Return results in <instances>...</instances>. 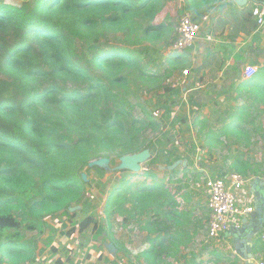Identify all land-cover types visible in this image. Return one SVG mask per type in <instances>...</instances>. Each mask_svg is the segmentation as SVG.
<instances>
[{
  "label": "trees",
  "instance_id": "trees-1",
  "mask_svg": "<svg viewBox=\"0 0 264 264\" xmlns=\"http://www.w3.org/2000/svg\"><path fill=\"white\" fill-rule=\"evenodd\" d=\"M221 1L185 0L183 11L197 21ZM166 2L0 0V263H35L38 239L57 215L70 216L75 223L71 234L97 229L94 216L77 220L84 210L71 211L86 198L90 180L83 174L92 161L110 158L111 166H117L121 157L149 149L156 155L142 171L156 177L150 168L161 163L157 147L168 126L142 105V116L136 117L133 96L143 90L180 93L168 83L173 69L181 67L176 54L166 53L176 39L173 25L156 23ZM256 84L248 81L242 87L264 100V86ZM256 105L238 110L220 130L217 123L196 118L207 151L230 134L243 136ZM172 156L165 166L187 159V166L180 167L187 172L189 158ZM177 169L164 172L167 183ZM227 171L264 176L259 167L239 158ZM167 183L120 179L103 211L108 231L114 217L144 231L180 216ZM27 233L35 234L28 239ZM108 235L118 251H126L110 231ZM140 255L145 258L147 253Z\"/></svg>",
  "mask_w": 264,
  "mask_h": 264
},
{
  "label": "crops",
  "instance_id": "crops-1",
  "mask_svg": "<svg viewBox=\"0 0 264 264\" xmlns=\"http://www.w3.org/2000/svg\"><path fill=\"white\" fill-rule=\"evenodd\" d=\"M257 5H264V0H251L246 7H239L233 0H222L214 8L202 13L199 19L201 31L194 44L188 48L190 50L189 53L187 56L183 55V57L176 54L178 57L176 63L181 66L180 72L182 70L188 71L191 75L184 77L181 73L178 74L177 78H173L179 80L178 87H180L184 97H189L188 101L193 105L192 107L199 105L204 107L207 105L209 107V105L213 104V98H216V94L224 93V95L227 94L223 98L226 104H230L233 101L237 105L229 108L228 111L231 118L228 121L236 115L238 110L249 107L252 103L257 104V109H261V112L264 111V100L251 96L248 88L242 87L248 81H255L258 83L256 85L263 84L264 86V25L259 26L253 14L252 16L250 14ZM175 52L171 47L166 51L167 54L174 55ZM246 66H253L257 69V73L251 79H246L244 76ZM196 81L206 84V91H197V88H194ZM205 98L208 100H205ZM183 100L185 101L186 99L183 98ZM210 111V116L201 117L200 119L214 120V125L221 119L222 121L226 120L221 118V113L216 109ZM222 114L225 117V112H222ZM166 130H169V127H166ZM193 147H186L185 150H182L181 146L179 149L182 153L185 152V156H188V152L193 151ZM196 150L199 151L200 148ZM179 155L183 156V154ZM216 167L214 172H209L210 174L206 171L209 169H204L207 167L203 163H200L198 170L189 166L188 171L184 172L181 168L178 174L175 173L172 176L174 178H172L171 182H164L167 183V188L175 197L178 204L177 211L180 216H175L173 221L164 219L159 228L151 227L149 230L148 227L141 231L146 236L148 245L139 251L131 250V254L136 257L133 259L136 261H134L135 264H235L237 260L238 264H246L248 258L242 253V245H240V253L235 250L234 230L224 234L221 239H217L218 241L210 239L207 235L210 212L205 194L204 179H206V176L212 175V178H216L223 175L224 172H226L225 175L228 173L227 167H223L222 172L215 173L216 170H221V166ZM211 168L214 169V166ZM202 170L207 174L203 175ZM191 174H195L194 178L190 176ZM179 176L180 178L185 176V179H178ZM253 178L264 180L262 175ZM201 179L203 184L199 182ZM185 180L187 181L185 182ZM191 181L194 185L190 189L182 190L185 193V200L182 199V193L174 194L172 186L179 187ZM160 183L163 182L160 181ZM250 183L239 193V203L243 207L252 206L255 211V198L251 193ZM262 189L264 188L259 189V191L261 192ZM252 214L246 217L250 222L247 226L249 230L259 224L264 218L263 214V217H256L252 220ZM162 223H165V229H162ZM98 229L93 230L91 228V232L94 233ZM101 229L106 232L107 236L106 228ZM88 230L83 233L77 231L73 234L69 233L55 242L53 239L56 234H53L52 230L48 229L43 236L39 237V239L44 238V244H41L42 240L40 239L39 241L38 239L37 261L33 264H45L43 263L44 261L46 264H87L89 261H93L94 256L73 258L74 260L64 257V253L68 252V249L77 248V243L89 233L91 234ZM262 230L252 237L250 247H247L253 264H256L260 259H264V240L261 238ZM151 231L154 232L152 233ZM178 235L186 237L187 240L183 242L170 240L171 236L175 237ZM91 236L93 237V235ZM70 237L78 239L72 246H69L70 243L67 242ZM96 245L97 247L99 246L98 243ZM195 245L197 249L191 250L190 246L195 247ZM79 247L81 252L83 245ZM102 249L96 256L98 259L106 257V251L104 252ZM114 249L116 248L114 247ZM55 251L57 252L53 253ZM144 251H146L147 255L145 258H141L142 255L140 254ZM76 252L79 251L71 253ZM50 256L53 259L52 263L50 262ZM109 258L113 259L112 256H109ZM102 264H105L104 259Z\"/></svg>",
  "mask_w": 264,
  "mask_h": 264
},
{
  "label": "rangeland",
  "instance_id": "rangeland-1",
  "mask_svg": "<svg viewBox=\"0 0 264 264\" xmlns=\"http://www.w3.org/2000/svg\"><path fill=\"white\" fill-rule=\"evenodd\" d=\"M5 1L7 3L20 2V0H5ZM184 8H185V0H167L162 13H160L156 19V23L160 24L165 22L173 25L175 38H176V27L180 19L186 13H188L186 11H183ZM189 51L190 50L186 49L181 52H175V54H179V56L183 57V55L187 56ZM167 68L169 70L171 66L168 64ZM180 69H181L180 67L173 69L172 72L174 73V75L172 78L175 77L177 78L178 74L182 73L183 70L180 72ZM195 83L196 84L194 88H197V91L198 90L206 91L207 89L206 84L198 83L197 81ZM176 89L178 90L177 91L178 93L180 90L178 96H173L161 90L154 92H146L148 90H143V89H142L143 90L142 93H138L133 96L134 102L136 104L134 110V115L136 117L139 118L142 116V109L140 107V105H142L146 107L150 112H156V111L161 112L162 114L160 117H158V119H161V121L167 124V126L169 127V130L165 133L162 142H160V144L157 147V149L160 150L158 160L159 163L160 162L161 163L160 164L156 163L155 167L150 168V170L155 172L156 177L151 178L146 176L147 172L145 170L139 173L140 175L139 174L133 175V173L131 172L118 173L116 172V170H114L115 166H111V169H109L110 172H105V171L103 172L102 170L105 169H100V168H99L100 170L97 168L87 169L84 173L87 174V177L90 180V182L87 187L88 189L86 193V198L82 202L83 204L77 206L84 210V212L81 213V215L77 218V220H79L81 217L83 218L87 215H92L98 221L99 229L97 228L98 230L92 233L90 228L88 231H90L91 234L89 233V235H86L84 238H82L81 241L77 243L78 246L77 248H72L73 250L68 249V252L64 253V257H68V259L74 260L73 258H78V257L88 258L94 256L93 261L91 262L89 261V263L87 264H102L103 259L105 260V264H135L134 263L135 260L133 259H135L136 257H134L135 255L131 254V250L139 251L144 246L148 245L146 236L144 235V233H141L140 225L136 223H132L129 226H125L123 225L120 218L114 217L112 220V226L109 231L112 234V236L119 242V244L125 248L126 251L118 252L116 249H114L113 245H111L110 242V236L108 235L109 231L103 215L106 200L109 196L110 191L114 189L115 184L119 182L120 179L123 178L131 181L134 184L135 183L152 184L154 182L158 183L160 181H162L163 183L166 182L168 176H166L164 172L159 171L158 168L156 167L157 165L165 166L164 163H166V161L170 159H173L174 156L172 155L174 154H183L185 156V152L182 153V151H180L179 149V147L181 146H182V150H185L186 147L194 146L192 148L193 151H189L187 154L188 156L186 158H189L190 160L189 166H192V168H194L195 170H198V167H200V163H203L205 167H207L204 169H209L206 170L207 173L209 172L212 173L217 168L216 166H221V170L223 169V167L230 168L234 158H239L250 161L253 165L259 167V169L262 172H264V111L261 112V109L259 108L257 109V107H254L253 110H251V116L249 118V121L247 122V125L244 128L243 131L244 135L237 137L234 134H230L229 136L223 137L221 139V143L218 146H216L211 151V153H209L206 151L207 149L204 146V141L202 140L203 138L200 137L201 132H199V129H201V127L195 125L194 120L196 118L200 119L201 117H208L211 115L210 110L216 109L218 112L221 113L222 116L221 118H223V120L226 119L224 121H222V119L219 120L221 121V123H219V121L216 122L219 125L217 129L220 130L223 128V124H224L223 122L226 123L229 122L228 120L231 118V115L228 110L236 103L232 101L230 104L228 103L226 104L223 98H225L227 94L224 95V93H221L219 95L216 94V98H213V104L209 105V107L207 105L205 107L200 105L192 107L193 105H191L190 102L188 101L189 97L187 96L184 97V94H182L180 87H177ZM182 97L186 100L182 101L183 99ZM171 100L172 101L174 100L175 103L174 105L168 107L167 105L170 103ZM205 100L208 99L205 98ZM222 112H225L224 115L225 117H223ZM213 122L214 120L210 121V124H213ZM168 134H170V137L166 136ZM178 142L179 144H177ZM197 148H200V150L199 151L196 150ZM115 164L116 165L118 164V160H116ZM212 166H214V169L211 168ZM180 170L181 168L178 167L177 174L180 172ZM221 170L219 171L216 170L215 173L222 172ZM201 172L203 173V175L207 174L204 173L203 170ZM190 176L194 178L195 174H191ZM209 177L212 178V175H210ZM209 177L206 176V178ZM178 178L180 179V176ZM186 181L187 180H185V182ZM199 182L203 184L202 179L199 180ZM193 185L194 184L191 181L179 187L172 186V188L174 190V194L182 193V199L185 200L184 197L185 193L182 192V190L190 189ZM70 219H71L70 216H67V214L66 215L60 214L48 220V226H49L48 229L52 230L53 234H56L53 241L57 242L58 239L63 238L64 235L67 236V234H69L72 231V228L74 227L75 223L71 222ZM101 228H106L107 236H106V232H104ZM91 235H93V237ZM27 236L28 239H31V237L34 236V234L27 233ZM74 238L75 237H73L72 239L70 237L68 239L67 242L70 243L69 246H72L74 245L75 242H77L78 239L76 238L74 239ZM40 239L42 240L41 244H44V238H40ZM96 243L99 244L98 247ZM81 245H83V248L80 252L79 246ZM101 248H103L102 251L104 252L106 251V257H102V259H98L96 256L101 251ZM194 248H196V245L195 247L190 246L191 250ZM74 251H79V252L72 254L71 252ZM93 251H95V253H93ZM56 252L57 251L53 253ZM109 256H112L113 259L111 260ZM50 262L51 263L53 262L51 256H50ZM43 263L46 264L45 261Z\"/></svg>",
  "mask_w": 264,
  "mask_h": 264
},
{
  "label": "built area",
  "instance_id": "built-area-1",
  "mask_svg": "<svg viewBox=\"0 0 264 264\" xmlns=\"http://www.w3.org/2000/svg\"><path fill=\"white\" fill-rule=\"evenodd\" d=\"M252 14L259 26L264 25V5H257L253 8ZM201 31L200 21H195L190 13H186L176 27V40L171 49L176 52L190 48L198 38ZM182 76L189 77L191 73L183 71ZM257 73L256 67L246 66L244 76L251 79ZM172 88L179 86V80L169 81ZM161 112H154V117L161 116ZM253 179L245 177L236 172H229L223 177L204 179L205 194L209 209V220L207 235L210 239H220L230 230H239L243 226V219L254 212V208L243 207L239 203V193ZM264 240V227L261 233ZM256 264H264V259H260Z\"/></svg>",
  "mask_w": 264,
  "mask_h": 264
},
{
  "label": "water",
  "instance_id": "water-1",
  "mask_svg": "<svg viewBox=\"0 0 264 264\" xmlns=\"http://www.w3.org/2000/svg\"><path fill=\"white\" fill-rule=\"evenodd\" d=\"M239 7H246L251 0H233ZM155 153L149 149H146L140 153L134 155H127L120 158V163L114 167L116 171L126 170L134 174H139L142 171V166L154 158ZM188 164V160H178L174 162L170 166L159 165L157 168L162 172H173L178 167H186ZM90 168L98 167L100 169L109 170L111 169V159L110 158H101L98 160H94L89 164ZM83 179L87 180V175L83 174ZM251 185V193L255 198V211L251 215V219H255L256 217H263L264 214V189L259 191V189L264 188V180L261 178H253L250 183ZM79 207H74L71 211L78 210ZM249 219H243V226L239 230H234L233 236H235V250L237 253H240V245L243 247V255H246L248 258L246 260V264H253L250 254L248 253V248L251 244V239L257 233H259L264 226V218L261 220L259 224L253 226L251 230L248 229ZM237 243V244H236ZM239 244V245H238ZM248 247V248H247Z\"/></svg>",
  "mask_w": 264,
  "mask_h": 264
}]
</instances>
